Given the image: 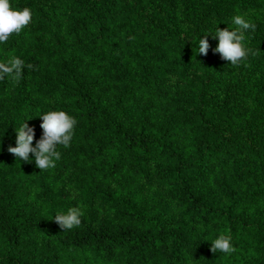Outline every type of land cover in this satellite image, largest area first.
Here are the masks:
<instances>
[{"label": "trees", "instance_id": "obj_1", "mask_svg": "<svg viewBox=\"0 0 264 264\" xmlns=\"http://www.w3.org/2000/svg\"><path fill=\"white\" fill-rule=\"evenodd\" d=\"M10 4L32 21L0 43L25 62L0 81V264H264V0ZM236 15L256 25L239 66L211 34ZM61 110L77 124L55 168L8 151ZM221 234L236 251L211 252Z\"/></svg>", "mask_w": 264, "mask_h": 264}, {"label": "clouds", "instance_id": "obj_2", "mask_svg": "<svg viewBox=\"0 0 264 264\" xmlns=\"http://www.w3.org/2000/svg\"><path fill=\"white\" fill-rule=\"evenodd\" d=\"M32 21V11L28 7L14 8L10 0H0V43H5L13 34L19 35L23 29ZM234 29H221L216 26L215 33H211L213 38H218V44L213 49L221 57L229 61L233 66H239L241 61L246 60L248 55L255 56L256 52L245 46V33L248 30L255 31L256 25L246 20L243 15L233 17ZM131 39V38H130ZM210 44L207 34L199 40V54L207 55ZM29 69L33 65L28 64ZM25 62L16 56L11 57L6 62H0V81L5 77L19 81L23 75ZM40 127L43 129V136L33 146L34 129L24 122L19 130H16V146L9 145L8 151L19 160L31 162L29 154H34L36 167L40 171H45L56 167V162L61 159V153L57 151L58 145L65 148L70 146L74 135V128L77 120L65 111H49L43 115ZM84 215L81 207H71L66 213L57 212L50 218L63 230H71L81 225V217ZM230 235H219L212 241L211 252H223L231 254L236 251L231 243Z\"/></svg>", "mask_w": 264, "mask_h": 264}]
</instances>
